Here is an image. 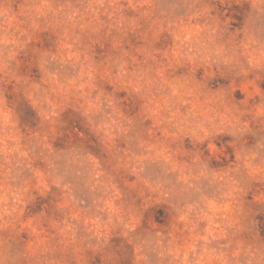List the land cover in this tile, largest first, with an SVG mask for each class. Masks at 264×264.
Instances as JSON below:
<instances>
[{"label": "clouds", "instance_id": "obj_1", "mask_svg": "<svg viewBox=\"0 0 264 264\" xmlns=\"http://www.w3.org/2000/svg\"><path fill=\"white\" fill-rule=\"evenodd\" d=\"M123 7L170 43L159 60L148 48L137 50L142 60L121 51L99 69L82 41L102 29L122 31ZM49 27L59 44L40 56L43 78L17 76V53ZM65 65L75 71L66 74ZM178 68L184 73L173 75ZM98 77L145 97L146 137ZM0 79L22 88L41 121L26 136L0 89V264H92L96 254L103 264H264L251 207L264 205V0H0ZM69 102L101 134L111 170L83 146L53 147V125ZM118 137L138 151L117 150ZM37 156L44 169L33 167ZM121 168L131 182L121 185ZM53 187L62 194V217L48 227L43 214L23 219L33 190L44 195ZM82 190L90 205L82 206ZM129 190L138 204L125 202ZM153 205L170 209L166 225L145 220ZM22 229L32 239L21 246Z\"/></svg>", "mask_w": 264, "mask_h": 264}, {"label": "rangeland", "instance_id": "obj_2", "mask_svg": "<svg viewBox=\"0 0 264 264\" xmlns=\"http://www.w3.org/2000/svg\"><path fill=\"white\" fill-rule=\"evenodd\" d=\"M63 3L64 0H58ZM72 3H76V0H70ZM122 4L127 3V0H121ZM15 6V5H14ZM225 7H227L225 5ZM121 14L125 17V26L122 31H118L113 28L111 31L102 29L100 34L93 35L91 38L85 37L83 44L87 46L86 53L89 56L91 62L99 69L107 67L113 62V60L120 55L121 51H127L136 55L137 60H142L143 57L137 54L138 49L148 48L150 50H156V58L161 59L159 53L163 52L170 43V37L166 32L160 33L155 38L151 36L148 31L149 24L143 18H137L138 13L131 8L123 7ZM102 19H106L102 17ZM135 20V24H129V21ZM59 44V34L54 28H47L36 33L35 39L29 43L24 49H21L15 60L12 62L15 74L30 82H40L43 78V72L40 69V56L44 52L55 51ZM151 63V61H149ZM133 69V65L129 64V71ZM64 71L66 74L71 75L75 69L69 65H65ZM185 69L178 68L173 75L183 74ZM200 73H197L199 77ZM97 86L101 88L106 94L111 95L117 105V107L123 112L125 116L133 120L136 130L146 137L147 129L152 126L151 118L146 114L144 105L146 99L143 95L132 91L130 88L113 85L107 78H97ZM215 86V85H213ZM0 89L3 90V95L7 99L9 105L12 107L21 131L27 136L33 131L40 130V117L35 112L27 100L22 88L15 84V81L5 82L4 79H0ZM237 98L242 96L238 90L235 93ZM56 132L52 136L53 147L56 151H63L73 146H83L86 151L96 155L104 166L111 170L115 161L112 154L105 148L101 134L92 131L87 127L84 117L79 111H77L72 103L69 102L65 108L61 111L58 122L53 125ZM84 129L81 132V129ZM224 139H228L225 137ZM247 145L250 146L254 143V138L251 136L246 137ZM187 143V141H185ZM117 150L131 149L138 151L135 147V142H129L125 137H118L115 141ZM219 146V145H218ZM231 151V149H229ZM33 167L44 169L46 167L45 162L37 156L33 161ZM115 175L121 185L127 180L131 182L133 177L125 169L121 168L116 170ZM255 185L253 190H255ZM252 191H249L246 200L252 199ZM77 196L84 201V205H90L91 199L87 195V190L78 191ZM61 193L56 188L44 195H41L38 191L33 190L32 199H30L24 209L23 219L30 217H41L44 220V226L48 227L47 220L55 219L59 220L63 213L57 207L59 200L61 199ZM125 202L127 204H138L140 198L137 192L129 190L125 195ZM256 215L253 219L256 220L258 225V231L262 238L264 235L261 232L260 225L264 222V205L254 203L251 205ZM163 209L162 213L160 209ZM170 219V209L164 205H153L145 212V220H153L159 222L162 225H166ZM51 231V229H49ZM32 239L31 233L27 229H22L17 235V240L21 244H25ZM86 256L92 257L93 254L89 250L86 252ZM92 264H103V261L99 254H96L93 258Z\"/></svg>", "mask_w": 264, "mask_h": 264}, {"label": "trees", "instance_id": "obj_3", "mask_svg": "<svg viewBox=\"0 0 264 264\" xmlns=\"http://www.w3.org/2000/svg\"><path fill=\"white\" fill-rule=\"evenodd\" d=\"M260 228H261L262 234L264 235V222L260 225Z\"/></svg>", "mask_w": 264, "mask_h": 264}]
</instances>
